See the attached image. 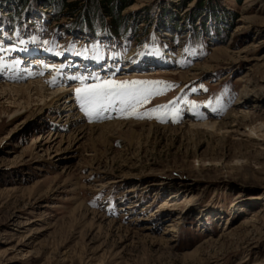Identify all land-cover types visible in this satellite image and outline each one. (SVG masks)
<instances>
[{
    "label": "rangeland",
    "instance_id": "rangeland-1",
    "mask_svg": "<svg viewBox=\"0 0 264 264\" xmlns=\"http://www.w3.org/2000/svg\"><path fill=\"white\" fill-rule=\"evenodd\" d=\"M124 2L117 16L100 0H0L1 83L65 91L77 127H159L68 147V111L0 99V264H264V0ZM242 36L251 50L232 54ZM107 80L173 87L156 86L145 118L118 105L90 117L76 89ZM227 113L237 122L219 133L187 131ZM33 127L54 137L30 146Z\"/></svg>",
    "mask_w": 264,
    "mask_h": 264
},
{
    "label": "bare ground",
    "instance_id": "bare-ground-1",
    "mask_svg": "<svg viewBox=\"0 0 264 264\" xmlns=\"http://www.w3.org/2000/svg\"><path fill=\"white\" fill-rule=\"evenodd\" d=\"M233 44H239V47L233 49L232 51L230 50L232 54H244V53H247L248 51L251 50L250 45L245 43V37L244 36H242V38L240 40L235 41ZM133 50L134 49H131V52ZM219 54H220V50H216L213 53L212 57L214 59H216V58H218ZM257 58L255 60H258ZM261 58L263 59L264 56H262ZM249 60L253 61L254 59L251 58ZM199 68L205 69L204 66L199 67ZM193 70H196V69H193ZM30 71H31L30 77H37L38 73H40V67H37V68L33 67L30 69ZM194 74H195V72L193 71L192 75H194ZM185 78H187V77H185ZM47 90L48 89H46L44 87V85H42L41 83H35V85H33L31 82H28L26 84H20V85L19 84H12L11 85L6 80V83L0 82V99L1 100L10 99V102H8L9 104L11 103V104H14L16 106L21 107V109H25L29 106V104H31L33 102V98H35L37 100V102L42 103L43 108L45 110H47L48 108H50V110L52 108H54V109L57 108V109H62L63 112L68 111L69 114H67V115L65 114L64 115L65 117L63 116L65 124H67V126L71 128V129L68 128L69 133L67 135H65L66 138L69 139V141H70V143H68V145H67L68 147L71 146V143H73V142H74L73 146H75L79 142V140H82L85 137H87V138L90 137L91 139H99L101 143H105L108 136L123 135V134L125 135V133H126V134H128L129 138L132 141H134V139L141 137V135L144 134L145 132L148 134L158 133L159 127H157L153 124H150L148 126L140 125L139 131H137V132L133 129L134 126H137L136 125L137 123H117V122L113 123V122H110V123H103V124H99V125L78 126L77 127L76 124L78 122H76V120L74 121V120H70L67 118L68 116L71 115L70 114L71 107H70V105L68 106L69 101L67 100V97L69 98V94L67 93L66 95H62L63 93H66V92L64 91L63 93H60L61 89L52 90L50 93H47L48 92ZM240 94H242L240 96V99L241 100L243 99L244 101H245V99H247L251 96L249 94V92L245 91L244 87L240 90ZM240 99L238 101H240ZM234 122L236 123L237 121L233 120L232 114L227 113V115L224 116V118L222 120H219V121L210 120V121H204L201 123H190L187 126V131H189V132L194 131V130L197 131V130H199L198 127L206 126L210 130H212L213 133H219L222 130L226 129L227 126H232L231 124ZM1 124H2V121H0V125ZM245 127L249 128L251 131H254V129H255L253 126H252L253 127L252 128L250 125H245ZM179 128H181V127H179ZM162 129L167 130L168 133H175L176 132L175 131L176 129H169L167 127H163ZM41 130L42 129L40 127H33L29 130V133L32 134V136L30 137V146H36L37 145L36 148H40L41 146H44V144L48 143V141L46 139L49 136H50V140L52 139V137H54V133L52 134L51 132H47V134L45 136H43L44 134H42L43 132ZM46 136H48V137H46ZM57 136H62V135H57ZM149 137H150V135H149ZM43 140H44V142H42ZM68 147H65L63 149H61V148L57 149L55 152H53L54 153L53 155H49L50 160H52L54 163L56 160L60 161V160H63V158H67V156L65 155V152L68 150ZM41 149H39V150H41ZM91 151L94 152V154L96 153V150H94V149H92ZM133 191H134V189H129V192H133ZM195 199H196L195 195L194 196L193 195H187V196L183 197L182 201L187 203V202H191ZM250 221H253V219L249 218L248 220H244L243 224H247ZM172 231L176 232L175 229H173Z\"/></svg>",
    "mask_w": 264,
    "mask_h": 264
},
{
    "label": "snow or ice",
    "instance_id": "snow-or-ice-1",
    "mask_svg": "<svg viewBox=\"0 0 264 264\" xmlns=\"http://www.w3.org/2000/svg\"><path fill=\"white\" fill-rule=\"evenodd\" d=\"M45 43H47V41ZM80 79L84 78L81 77ZM148 85L153 87H146ZM159 85H163L164 89H170L173 87L172 85H168L161 81L107 80L98 84L85 86L84 88H77L76 94L78 99L81 101L82 108L90 117L93 114L99 115L100 111L106 110L110 106L118 105L119 110L122 113H126L127 116L145 118V116L137 115L136 109L142 104L147 103L150 96L163 94V91L156 87ZM193 91H195V89H193ZM176 103V100L170 101L167 105H161L158 106V108L152 109V112L156 113L160 109L167 110ZM195 106V102H193L192 107ZM173 111L179 110L173 109ZM147 118H152V116H148ZM156 118L159 119L160 122H165V120L160 116H157ZM173 122H176L174 118Z\"/></svg>",
    "mask_w": 264,
    "mask_h": 264
},
{
    "label": "trees",
    "instance_id": "trees-1",
    "mask_svg": "<svg viewBox=\"0 0 264 264\" xmlns=\"http://www.w3.org/2000/svg\"><path fill=\"white\" fill-rule=\"evenodd\" d=\"M61 2H63V0H61ZM105 3H108V4H117V7L115 8V14L118 16L119 12L122 10V8L125 6V2L124 0H100V3L99 5L97 4L98 6V9H103V8H106V5ZM103 11V10H102ZM109 15V14H108ZM112 15V14H110ZM114 16V15H112ZM116 16V17H117Z\"/></svg>",
    "mask_w": 264,
    "mask_h": 264
}]
</instances>
